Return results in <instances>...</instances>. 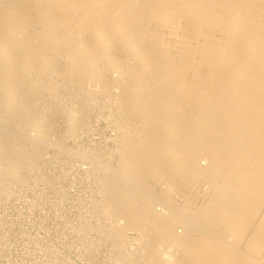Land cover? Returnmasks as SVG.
<instances>
[{
    "label": "bare ground",
    "instance_id": "6f19581e",
    "mask_svg": "<svg viewBox=\"0 0 264 264\" xmlns=\"http://www.w3.org/2000/svg\"><path fill=\"white\" fill-rule=\"evenodd\" d=\"M137 1L30 0L41 11L43 6L52 10L41 12L48 26L36 30L34 45L25 36L16 37L28 23V3H9L27 18L14 20L16 13L8 10L7 15L13 13L9 20L6 8L1 9L0 25L16 34L10 30L14 36L7 37L6 30L0 35V117L17 106V84L21 95L32 90L23 73L43 53L44 41L66 48L63 76L100 79L101 89L113 92L112 104L120 113L121 108L135 112L141 121L117 125L118 166L102 175L103 209L117 219L114 228L141 230L148 238L145 254L159 264H264L238 251L245 235L250 251L264 247V0ZM144 21L152 26L144 27ZM71 24L93 35L67 33ZM165 28L180 42L176 55L159 42ZM191 36L195 44H188ZM111 46L127 50V57L119 60ZM55 55L46 54L34 64L42 68ZM98 59L108 67L95 65ZM114 70L118 73L110 74ZM28 112L20 111L18 125L24 133L32 126ZM25 134L26 139L19 134L0 140L3 192L5 186L18 185L45 152L46 147L27 139L35 133ZM75 152L93 157L86 149L76 147ZM159 177H168L170 188L173 180L186 187L202 179L214 186V193L194 217L180 219L168 193L154 196L147 183ZM206 225L223 227V234L208 232ZM196 226L204 227L197 237Z\"/></svg>",
    "mask_w": 264,
    "mask_h": 264
},
{
    "label": "rangeland",
    "instance_id": "374dc122",
    "mask_svg": "<svg viewBox=\"0 0 264 264\" xmlns=\"http://www.w3.org/2000/svg\"><path fill=\"white\" fill-rule=\"evenodd\" d=\"M14 1L15 0H12V1L11 0H0V4H1L0 10L1 9L4 10V8H6V10H4L5 12L8 10L14 12L13 8L11 7L12 5H9V3L11 4V2H14ZM24 1L25 3H28V4L24 3L25 6L30 8V10L29 8H27L28 12L30 13L24 12V14L26 13V15H29L27 16L28 18L24 14L22 15L21 12H20V15L17 14L19 13L20 9L19 10L16 9L14 13H16V11L18 12L14 15L12 12H9L10 13L9 15L12 14L14 16L13 17L11 15L13 19L15 18V16H17L16 18H18V16L19 17L24 16L27 19H29L28 23L25 24V27H23L24 28L23 32L20 29H18L24 35L23 34L21 35V33L16 34V32L13 31L10 27H7V28L12 30L13 33L17 35L16 37H19L18 35L22 37L25 36L29 40V43L34 45V43L36 42L35 36L39 34V33L35 34L36 30L38 32L40 31L38 29L40 28V26H41V29L44 28L45 25L48 26V24H44L46 23L45 18L47 17L45 16L43 17L41 12L43 13L44 11L52 12V10L47 9L46 6H43V10L41 11L42 7L40 9L38 7L32 6L33 4L31 5V3L29 2L30 0L28 1L24 0ZM143 1L138 0L137 2L140 4V3H143ZM131 2L134 3L133 1H130V3ZM6 4H8L9 6L8 5L6 6ZM7 7H10V8H7ZM44 7L46 8V10ZM25 8L26 7H24V9ZM27 10L25 9V11ZM7 14L8 12H6V15ZM38 14L39 16L41 15V17H39ZM9 15H7L8 19L10 17ZM9 20H12L11 17ZM142 25L144 27H146L147 25L152 26V23L149 21L148 22L144 21ZM73 26L74 25L71 24L69 26L70 28L67 27L70 31V32L68 31L67 33L76 35V37L80 35L78 38L80 37L90 38L93 35L90 32L74 30L75 28ZM1 27L3 28V26ZM2 28L0 31L1 32L0 35L2 34L6 35L5 31L7 30L8 32V29L5 30L6 28L5 27L3 28L4 31L2 32ZM23 28L21 29L23 30ZM10 30L6 35L7 37H9L12 32V31L10 32ZM164 31H165L164 35L160 39L161 41L159 40V42H161L165 46L164 49L166 51H169L170 53H172V55L170 56L176 55L177 51L180 49V42H177L175 37L169 34L170 30L168 28H165ZM12 35L13 34H11V36ZM190 39H191L190 41L189 39L187 41L188 44H195V38L191 36ZM48 40L49 39H46L45 40L46 42L44 41L45 45L43 44V46L45 48L43 47L44 50L41 56L32 60L31 62L33 63H30V65H28L27 68H25L26 70L23 73V76L27 78L26 80L31 81L32 90H28L27 93H25L24 95L23 94L21 95V86L17 84V86L14 87L15 93H16L15 94L16 99H14V101L15 103H17L16 104L17 106H15V108H11V106L9 105L10 107H8V110L7 111L4 110L3 113L1 114L0 140L3 138H6V135L16 136V135L21 134L23 135L21 137L25 138L24 136L26 135L25 133H28V134L35 133V135L33 136H26L27 139L32 144H40L41 146L46 147L43 155H45V153L46 154L47 153L49 154L58 153L61 161L65 165L63 166V171H65L63 175L66 172H69L77 176H87L80 169V166L83 165L85 162H87V164H90V162H93L90 164V165H93L91 167V170L93 173H90V175H94V176H102L103 174L105 175L109 169L117 168L118 161H119L117 143L116 141L114 142L111 140V138H109L110 133L113 131L114 133H116V128H118L117 125L123 126V124H125L127 125V127H132L135 124H140L141 123L140 118L136 115L135 112H126L124 108H121V113H120L118 108L114 104H112L114 100L113 92L108 91V90H102L101 89L102 82L100 81V79L94 80L93 78H88V77H85L86 79L85 78L81 79L80 77H78L79 75H76L75 77L63 76L64 69L67 66V61L64 57V53L67 51V49L66 48L61 49L58 46L56 47V45L53 46L54 43L51 40H49L51 42H47ZM166 43H167V46H166ZM110 51L112 53H116L118 55L119 60H123L124 58L127 57V50L125 49L116 48L115 46H111ZM51 52L55 53L56 55L50 56L48 58L49 61L48 59H46L48 62V65L42 68L41 67L39 68L38 65L34 64L35 61L41 60L40 59L41 57L46 58V54H50ZM51 58H53L52 61H50ZM95 65H98L99 67H104V68L108 67V64L106 63L105 59H98L97 63L95 62ZM113 72L114 74L118 73V71L114 70L110 72V74L114 75ZM132 84L133 82L130 81L129 86H132ZM93 88L97 89V91H94V93H90L89 90ZM98 89H101V90L98 91ZM24 108L28 109L29 111L28 121H30L29 122L30 124L32 123L31 124L32 126H30L27 129V132L25 133L20 131V127L18 125V124H21L20 111ZM74 118L75 119L77 118V119L75 121H72ZM14 121H17V126L14 125ZM121 122L123 124H120ZM33 124H34V127H33ZM35 127L36 128L39 127V130L37 132L35 130L36 129ZM38 133H39V136H38ZM48 140L49 141L52 140L55 143H50V142L48 143ZM75 147H80V148L82 147L79 150L86 149V151L90 155L93 156L91 157L92 159L90 157H89L90 159L88 157H86L85 159L82 156H80L78 153L74 154L73 150L75 149ZM114 149H115V152L112 154L113 152L112 150ZM106 163H109V164L105 166ZM31 170L32 169L28 171V175ZM28 175L23 176L19 183H22V181L25 180V178ZM173 181L174 183L172 184L173 186L171 188L169 187L168 177H159L156 179L150 178L147 180V183L152 188H154L153 189V192L155 191L154 196H156L157 192L168 193V195L170 196L174 204V206H172L173 212L180 219L181 218L187 219L192 214H193L192 217H194V214L196 215L198 211L202 208L203 206L202 204H204L203 202H206L209 199V197L212 196V192L214 193V189H213L214 186L210 182L202 180V179H193L191 183L189 182L188 186L186 187L180 186L178 182L175 180ZM262 209L264 210V204L262 206ZM106 215L107 217L114 218L112 215L110 216V214L108 213H106ZM255 217L256 218H254L253 220L254 225L258 221L260 215L255 216ZM206 227H207L206 230L208 229V232L210 233H212V231L214 230V231H217L218 233L223 234L222 233L223 227L221 226L215 227L214 225H206ZM196 228L197 230L194 233L195 237H197L200 234L199 231L202 230L204 227L196 226L195 229ZM131 230L142 234V231L139 229H131ZM247 236L248 235H245L243 239L245 241L243 242L242 240L239 244L238 251L240 252V255H242L243 257H247L250 260H256L258 262H263L264 247L262 250H259V252L250 251L245 244ZM152 259L156 261L154 257Z\"/></svg>",
    "mask_w": 264,
    "mask_h": 264
},
{
    "label": "built area",
    "instance_id": "2783aa9c",
    "mask_svg": "<svg viewBox=\"0 0 264 264\" xmlns=\"http://www.w3.org/2000/svg\"><path fill=\"white\" fill-rule=\"evenodd\" d=\"M63 166L45 153L22 183L0 189V264H159L144 252L146 237L114 228L92 165L80 166L87 176L63 175Z\"/></svg>",
    "mask_w": 264,
    "mask_h": 264
}]
</instances>
